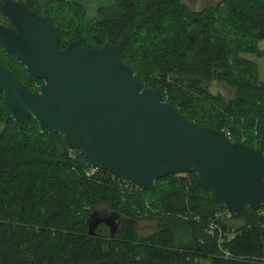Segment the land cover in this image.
<instances>
[{
    "label": "trees",
    "instance_id": "trees-1",
    "mask_svg": "<svg viewBox=\"0 0 264 264\" xmlns=\"http://www.w3.org/2000/svg\"><path fill=\"white\" fill-rule=\"evenodd\" d=\"M22 1L50 21L61 48L73 40L120 46L136 79L162 92L166 105L264 154V82L258 63L245 56L262 54L264 0H219L201 9L183 0H114L94 17L73 0ZM0 61L39 92L44 81L32 80L1 41ZM216 80L232 88L231 98L210 89ZM0 124V264H264V205H245L243 216L233 215L243 222L232 227L195 172L164 176L149 190L102 168L87 175L82 154L62 134L41 133L34 118L23 126L9 118L1 91ZM110 214L122 222L113 237L88 234L92 215ZM216 214L236 234L228 249L259 260L221 256L209 232ZM143 221L155 231L141 234Z\"/></svg>",
    "mask_w": 264,
    "mask_h": 264
},
{
    "label": "water",
    "instance_id": "water-1",
    "mask_svg": "<svg viewBox=\"0 0 264 264\" xmlns=\"http://www.w3.org/2000/svg\"><path fill=\"white\" fill-rule=\"evenodd\" d=\"M0 10L6 52L24 63L32 80L44 81L34 93L0 61V91L16 124L34 118L41 133L62 134L85 166L141 189L170 174L195 172L232 216H243L245 205H264V154L166 105L162 92L136 79L120 46L90 48L73 40L63 49L50 21L22 0H1ZM117 216L92 215L88 234L100 235L97 228L105 224L113 237Z\"/></svg>",
    "mask_w": 264,
    "mask_h": 264
},
{
    "label": "rangeland",
    "instance_id": "rangeland-1",
    "mask_svg": "<svg viewBox=\"0 0 264 264\" xmlns=\"http://www.w3.org/2000/svg\"><path fill=\"white\" fill-rule=\"evenodd\" d=\"M73 1H77L81 4H83L86 8V12H87V16L89 17H94L97 14V10L101 7L104 8H109L111 7L115 1L114 0H73ZM185 3L189 4L190 6H192L195 9H201L202 7L206 6V5H210L213 4V2L215 1H219V0H183ZM1 2V0H0ZM5 18L0 10V21H3ZM261 46H263L262 48H264V40L262 41V43L260 42V48ZM245 56H247L248 58L256 61L258 63L259 66V76L260 79L264 82V51L262 52L261 55H256L253 53H248L245 54ZM210 89L214 92V93H221L224 95L225 98H231L233 96V90L232 88H230L228 85H226L223 82L220 81H214L211 85H210ZM2 128V125L0 124V129ZM98 210H104V207H97ZM226 213H229L226 211ZM224 220L226 221V223H228L230 226L235 227L236 225H239L243 222L242 218H234L232 215L228 216L223 215ZM117 221H119V227L121 226V218H119V216H117ZM118 227V228H119ZM137 229L141 234H150L153 231H155L156 229V224L154 222H150V221H143L137 224ZM97 232L99 234H104V235H108L111 230L110 227L105 225V224H100L99 227L97 228Z\"/></svg>",
    "mask_w": 264,
    "mask_h": 264
},
{
    "label": "built area",
    "instance_id": "built-area-1",
    "mask_svg": "<svg viewBox=\"0 0 264 264\" xmlns=\"http://www.w3.org/2000/svg\"><path fill=\"white\" fill-rule=\"evenodd\" d=\"M226 134L230 138V136H229L230 133L226 132ZM87 168H88L87 175H91V174L95 173L99 169V167H87ZM127 183H128V185H133V184H130L129 182H127ZM133 186H136V185H133ZM136 187H138V186H136ZM138 188H140V187H138ZM227 215L231 216L230 213H227ZM219 218H220V215L216 214V217L211 220V222L209 223V232L212 235L216 234L218 236L217 237V245H218V249H219V252H220L221 256H223L226 259H235V260H244V261H247V260H259V258L255 257V256H251L250 257V256L235 255L228 249V247L226 245L231 240H233L235 238L236 234H235L234 230L225 231L224 228H222L221 225H219V223L217 222V220Z\"/></svg>",
    "mask_w": 264,
    "mask_h": 264
},
{
    "label": "crops",
    "instance_id": "crops-1",
    "mask_svg": "<svg viewBox=\"0 0 264 264\" xmlns=\"http://www.w3.org/2000/svg\"><path fill=\"white\" fill-rule=\"evenodd\" d=\"M260 42L262 43V41H260ZM260 42H259V49L263 52L264 51V48H262L263 46H261V48H260Z\"/></svg>",
    "mask_w": 264,
    "mask_h": 264
},
{
    "label": "flooded vegetation",
    "instance_id": "flooded-vegetation-1",
    "mask_svg": "<svg viewBox=\"0 0 264 264\" xmlns=\"http://www.w3.org/2000/svg\"><path fill=\"white\" fill-rule=\"evenodd\" d=\"M0 22H6V20L4 19L3 21H0Z\"/></svg>",
    "mask_w": 264,
    "mask_h": 264
}]
</instances>
